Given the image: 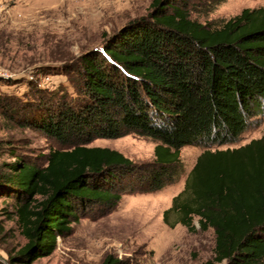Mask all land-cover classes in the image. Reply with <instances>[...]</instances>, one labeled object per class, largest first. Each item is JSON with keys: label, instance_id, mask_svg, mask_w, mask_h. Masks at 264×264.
<instances>
[{"label": "trees", "instance_id": "obj_1", "mask_svg": "<svg viewBox=\"0 0 264 264\" xmlns=\"http://www.w3.org/2000/svg\"><path fill=\"white\" fill-rule=\"evenodd\" d=\"M221 1L152 0L145 17L61 68L72 92H38L35 102L23 103L0 95L4 115L59 146L43 167L10 165L14 175L5 182L16 189L27 244L9 264L52 255L57 238L80 222V210L111 209L123 193L151 194L178 182L185 146L206 150L165 223L214 231V257L204 264H264V137L212 150L238 143L264 120V7L218 25L199 21ZM131 134L156 143L153 161L88 146ZM103 264L119 262L108 257Z\"/></svg>", "mask_w": 264, "mask_h": 264}, {"label": "rangeland", "instance_id": "obj_2", "mask_svg": "<svg viewBox=\"0 0 264 264\" xmlns=\"http://www.w3.org/2000/svg\"><path fill=\"white\" fill-rule=\"evenodd\" d=\"M152 0H0V95L35 102L44 95L68 89L71 80L61 68L83 54L102 49L108 39L145 17ZM264 7V0H222L203 23L221 24L244 9ZM197 16H194L196 18ZM264 137V120L238 143L212 150L239 149ZM89 147L117 150L135 163L154 160L156 143L136 134L120 139H97ZM57 143L35 129L22 126L0 109V264H9L27 244L16 217V189L5 179L10 165L21 161L43 167ZM205 148L181 150L183 173L178 182L151 194L123 193L116 207L80 210L71 231L57 238L54 253L33 264H204L214 257L212 229L190 233L181 224L169 227L163 215L185 188L188 174ZM175 220L174 217H172ZM199 228V218H195Z\"/></svg>", "mask_w": 264, "mask_h": 264}]
</instances>
